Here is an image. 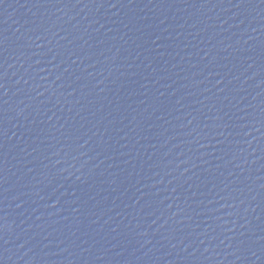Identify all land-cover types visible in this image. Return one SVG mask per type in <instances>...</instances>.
Instances as JSON below:
<instances>
[{
  "label": "water",
  "instance_id": "water-1",
  "mask_svg": "<svg viewBox=\"0 0 264 264\" xmlns=\"http://www.w3.org/2000/svg\"><path fill=\"white\" fill-rule=\"evenodd\" d=\"M0 264H264V0H0Z\"/></svg>",
  "mask_w": 264,
  "mask_h": 264
}]
</instances>
